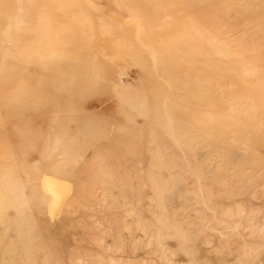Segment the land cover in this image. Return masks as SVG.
Segmentation results:
<instances>
[{"label":"rangeland","instance_id":"1","mask_svg":"<svg viewBox=\"0 0 264 264\" xmlns=\"http://www.w3.org/2000/svg\"><path fill=\"white\" fill-rule=\"evenodd\" d=\"M0 264H264V0H0Z\"/></svg>","mask_w":264,"mask_h":264},{"label":"bare ground","instance_id":"2","mask_svg":"<svg viewBox=\"0 0 264 264\" xmlns=\"http://www.w3.org/2000/svg\"><path fill=\"white\" fill-rule=\"evenodd\" d=\"M49 181H50L49 183H51V180H49ZM53 182H54V181H53ZM53 182H52L51 185H53ZM54 183H55V182H54ZM59 186H60V185H59ZM49 187H50V188L52 187V189H53L54 186H49ZM63 187H64V185L62 186V190H61L62 193H63V189H64ZM50 188H49V189H50ZM59 188H61V187H59ZM65 188H66V187H65ZM67 188H68V187H67ZM67 188H66V189H67ZM66 189H65V190H66ZM53 190L55 191L54 193H56L55 195H56L57 198H58L60 195H62V193H60V194L57 193L58 191H56V188H54ZM50 191H51V190H50ZM67 191H68V190H67ZM59 192H60V191H59ZM64 192H65V191H64ZM50 193H51V192H50ZM53 196H54V194H53ZM64 196H65V195H64ZM64 196H63V195L60 196V198H58L57 200L55 199V196H54V200H55V202L58 201V203L62 204V203H61V202H62L61 200H62V198H63ZM61 197H62V198H61ZM59 199H61V200L59 201ZM63 199H64V198H63ZM58 203H57V204H58ZM53 204H54V202H53ZM58 208H59V207H58Z\"/></svg>","mask_w":264,"mask_h":264}]
</instances>
